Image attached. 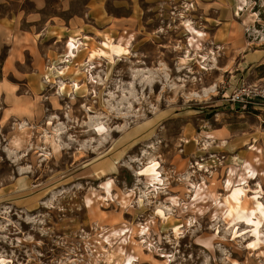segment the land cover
Wrapping results in <instances>:
<instances>
[{"label": "rangeland", "instance_id": "1", "mask_svg": "<svg viewBox=\"0 0 264 264\" xmlns=\"http://www.w3.org/2000/svg\"><path fill=\"white\" fill-rule=\"evenodd\" d=\"M236 3L0 0V264H264V218L254 230L257 211L232 220L223 202L233 169L264 210V174L238 182L252 146L264 172V101H230L264 89V64L243 62L264 0ZM68 32L81 45L63 63ZM106 37L128 54L87 71Z\"/></svg>", "mask_w": 264, "mask_h": 264}, {"label": "bare ground", "instance_id": "2", "mask_svg": "<svg viewBox=\"0 0 264 264\" xmlns=\"http://www.w3.org/2000/svg\"><path fill=\"white\" fill-rule=\"evenodd\" d=\"M246 4V0H239V3L237 4L236 10L237 13L239 11H243L244 5ZM187 30L189 31V34L191 37L188 39L189 45H191V50H197L199 49V44H193L194 39L199 37H203L205 35L204 32L195 29L194 27L191 26V24L188 22L186 23ZM81 45V42L77 40L75 37L71 36L67 38V40L64 43V48H65V53L63 58L61 59L62 62L68 61L71 58L76 57V53L79 51V47ZM128 45H129V39H124L121 41L118 39L117 41H114L110 39L109 37H106V39L103 40V42L100 44V47L97 49H91L88 52L87 55V71L91 70L94 66L92 63V60L95 59L96 57H107L109 61H113L114 57L113 56H123L128 54ZM190 50V49H189ZM188 50V51H189ZM212 54V51H211ZM188 52H186L183 57H181V62L184 63L185 61L189 60L188 59ZM214 57V56H213ZM200 58H202V61H206V55L205 53L200 55ZM212 58V57H210ZM85 64V63H84ZM205 65V64H204ZM201 68L205 69L204 66ZM207 69V68H206ZM62 69L59 70V73L62 74ZM74 89H78L80 85L76 82L70 85ZM66 84L64 82H60L58 84V91L65 89ZM95 132L96 133H101L102 130V125L97 123L96 125ZM250 151L254 152L255 155L253 158L248 159L247 162H244L243 165V173L240 174L238 182H245L248 179H254L258 175H263L264 172L261 174L257 172V170L252 166V164L256 165L257 161H259V154H261V150L255 146L250 147ZM143 173H147V175L152 179V180H157L160 181L159 179V171H158V162L150 160L149 164L142 170ZM232 172L233 169H230L228 172V176L226 180L224 181L225 188L228 189L229 193L228 196L224 198V203L226 204L225 206V215L227 217L232 216V220L238 219V218H245L247 221H250L252 219V215L254 214L255 211H257V219L253 222V229L256 230L257 227L259 226V223L262 218H264V210L261 207V203L257 202L255 206H246V204L243 201H240V197L243 193V188L234 186L233 181H232ZM104 187L107 191H109L111 187V180H107L104 183ZM246 213L243 216V213ZM253 247L255 246V243H250Z\"/></svg>", "mask_w": 264, "mask_h": 264}, {"label": "built area", "instance_id": "3", "mask_svg": "<svg viewBox=\"0 0 264 264\" xmlns=\"http://www.w3.org/2000/svg\"><path fill=\"white\" fill-rule=\"evenodd\" d=\"M255 98L264 101V89H256V87L253 86L243 85L231 95L230 101L233 103L244 102L248 104L252 103Z\"/></svg>", "mask_w": 264, "mask_h": 264}, {"label": "crops", "instance_id": "4", "mask_svg": "<svg viewBox=\"0 0 264 264\" xmlns=\"http://www.w3.org/2000/svg\"><path fill=\"white\" fill-rule=\"evenodd\" d=\"M238 3H239V0H237V3L235 4V9H236ZM239 13H240V11H239ZM57 27L60 28L59 26H57ZM66 30L68 31L69 29H66ZM59 34H61L60 31H59ZM62 35L66 36V38L71 37L69 32L68 33H64V34L62 33ZM73 37H75V35ZM58 39H59V37H58ZM239 44H242V42H240ZM239 46L242 47V45H239ZM261 46L262 47L259 50H255V51L249 52V53L246 52L245 55H244V58H243V62L246 63V64H249V63L253 64L254 63L255 65L256 64H262L263 65L264 64V48H263L264 47V43H262ZM65 62H63V63H65Z\"/></svg>", "mask_w": 264, "mask_h": 264}]
</instances>
